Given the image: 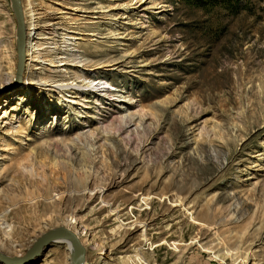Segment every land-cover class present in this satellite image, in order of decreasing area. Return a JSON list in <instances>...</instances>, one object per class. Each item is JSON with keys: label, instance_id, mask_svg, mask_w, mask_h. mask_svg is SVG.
<instances>
[{"label": "rangeland", "instance_id": "1", "mask_svg": "<svg viewBox=\"0 0 264 264\" xmlns=\"http://www.w3.org/2000/svg\"><path fill=\"white\" fill-rule=\"evenodd\" d=\"M29 3L80 39L55 58L25 23L46 57L17 76L0 0V254L64 228L84 264H264V0ZM47 55L111 95L61 93ZM57 240L29 264H71Z\"/></svg>", "mask_w": 264, "mask_h": 264}, {"label": "bare ground", "instance_id": "2", "mask_svg": "<svg viewBox=\"0 0 264 264\" xmlns=\"http://www.w3.org/2000/svg\"><path fill=\"white\" fill-rule=\"evenodd\" d=\"M161 8H162V6H159V9H161ZM38 11H39V9H37V7L33 6L30 3L28 4V11L27 12L22 11L24 28H25V23L27 24V27H28V30H27L28 31V37L31 34V32H34L37 29H40L41 33L38 34L37 36H39V39L44 42L43 44L44 45H50V44L55 45V47L53 48V51L56 50V53H55L56 55H54V57L55 56H61V55L63 56L65 51H61V49H60L61 44H65L66 41L79 40L80 37L75 38V37H73V35H80V34H78V32H76L75 29H72L70 31L69 30L70 28H68V29L64 28L65 31H67V33L61 34L62 33V32L60 33L61 28L60 29L57 28L58 26L55 23H52L53 18H51L47 15L44 16V14L41 15L40 13H38ZM72 11H76V9L75 10L73 9ZM41 19H46L45 22H43V25H42L43 27H41V26L39 27L40 21H42ZM68 34L71 36H67ZM84 34L89 35V36L91 35V33H84ZM25 35H26V29H25ZM25 37H26V41H25V45L23 46L24 54H23L22 64H23V62L26 63L28 61V59L31 58V60H33L32 63H36L39 66H42V61H44V58L46 56H42L40 53L42 51V49L40 48L41 45L34 44L32 46L30 43L27 42V36H25ZM59 37L60 38L62 37V38L59 39ZM16 51H17V45H16ZM48 56H49V58H52V55H47V57ZM17 57H18V52H17ZM18 62H19V57L17 59V64H18ZM48 62H49V67H51L50 71H48V72L52 75H51V77L45 78V81H48L50 84L53 85L52 87H54L58 91H61V93L62 92L67 93V94H70L73 96H77L80 93H83L84 95H90V96L93 94L97 95V93H102L103 96L111 95V91L108 89V87L106 86L107 83H105V81L103 79L92 80L94 75H91V74L87 75L85 73H84L85 75L83 77H77L76 79H73V77H71V75L69 77H66L64 75H61V71H59L58 69H60L61 67L62 68L64 67L65 71L63 70V72H67L69 74L72 72L71 69L65 68V66H63L62 63H60L59 65H55L57 62L54 61V58L48 60ZM73 67H75V66H73ZM96 69H99V68H96ZM39 70H41V67ZM93 71H95V69ZM93 71H92V73H94ZM80 80H82V81H80ZM17 81H18V79H17ZM17 81H14V83L12 85H16ZM86 81H87V83L84 84L83 82H86ZM9 85H11V84H9ZM12 88H14V87L12 86ZM83 101H86V99H84ZM69 103H73V102L70 101ZM52 104H53V102H52ZM1 224L3 225V222ZM138 226H139V224H138ZM141 236L143 238V241L147 242V239L145 238L144 231L142 232ZM57 241L61 242V243H65L69 247V250L71 251V245L69 244L67 239H59ZM23 259L24 258H22L21 260H23ZM214 260L216 262H218V264H226V259H224L223 256H220V255L216 256V257H214Z\"/></svg>", "mask_w": 264, "mask_h": 264}, {"label": "water", "instance_id": "3", "mask_svg": "<svg viewBox=\"0 0 264 264\" xmlns=\"http://www.w3.org/2000/svg\"><path fill=\"white\" fill-rule=\"evenodd\" d=\"M12 10L16 19V38H17V52L19 57V62L17 64L16 75L20 74L26 35L25 28L23 24L22 18V8H21V0H11ZM16 85H13L15 87ZM12 87H8V91L11 90ZM56 239H67L69 244L71 245V251L69 254L71 264H84L86 250L83 247L81 240L77 237L73 232L64 229L58 228L55 230L48 231L41 235L39 239L36 240L29 254L21 260L20 258H8L0 254V263L1 264H29L34 260L39 258L46 249L49 248L51 243Z\"/></svg>", "mask_w": 264, "mask_h": 264}]
</instances>
